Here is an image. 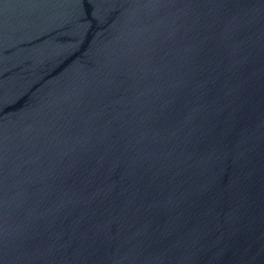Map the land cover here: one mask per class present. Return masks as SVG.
Masks as SVG:
<instances>
[{
    "label": "water",
    "instance_id": "water-1",
    "mask_svg": "<svg viewBox=\"0 0 264 264\" xmlns=\"http://www.w3.org/2000/svg\"><path fill=\"white\" fill-rule=\"evenodd\" d=\"M0 264H264V0H0Z\"/></svg>",
    "mask_w": 264,
    "mask_h": 264
}]
</instances>
